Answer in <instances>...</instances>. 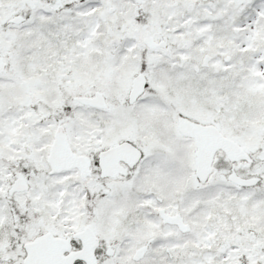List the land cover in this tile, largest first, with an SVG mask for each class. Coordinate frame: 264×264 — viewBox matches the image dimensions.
Returning <instances> with one entry per match:
<instances>
[{"label": "snow or ice", "instance_id": "6c2138e0", "mask_svg": "<svg viewBox=\"0 0 264 264\" xmlns=\"http://www.w3.org/2000/svg\"><path fill=\"white\" fill-rule=\"evenodd\" d=\"M0 264H264V0H0Z\"/></svg>", "mask_w": 264, "mask_h": 264}]
</instances>
